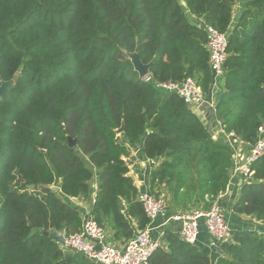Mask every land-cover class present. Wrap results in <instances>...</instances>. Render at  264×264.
I'll list each match as a JSON object with an SVG mask.
<instances>
[{
    "label": "trees",
    "instance_id": "obj_1",
    "mask_svg": "<svg viewBox=\"0 0 264 264\" xmlns=\"http://www.w3.org/2000/svg\"><path fill=\"white\" fill-rule=\"evenodd\" d=\"M244 1L236 17L237 0H0V86L16 77L0 98V264H95L50 232L77 233L83 222L51 187L60 180L61 194L88 197L98 175L91 215L116 240L135 235L131 219L145 228L131 144L164 159L151 183H165L175 206L208 208L226 192L232 145L214 141L177 93L141 78L129 54L138 47L154 81L195 77L208 95L206 27L228 33L214 111L226 133L254 143L264 125V0ZM253 169L233 209L264 224V156ZM164 236L168 248L150 264H211L209 248ZM221 249L217 264H264V233L233 229Z\"/></svg>",
    "mask_w": 264,
    "mask_h": 264
},
{
    "label": "built area",
    "instance_id": "obj_2",
    "mask_svg": "<svg viewBox=\"0 0 264 264\" xmlns=\"http://www.w3.org/2000/svg\"><path fill=\"white\" fill-rule=\"evenodd\" d=\"M206 30L208 37L205 47L209 54L212 81L223 86L229 56L228 33L212 26H207ZM143 79L154 82L159 89L177 93L188 105L198 107L206 101V95L195 77H186L182 81L159 82L154 81L149 74ZM210 105L214 108L213 104ZM257 132V138L249 152L232 155V173L241 176L246 182H250L254 176V163L264 156V125L260 126ZM226 134L228 139H239L234 132ZM137 200L142 205L149 223L124 242L115 240L109 228L93 217L83 220L79 232L73 234L63 232L54 236V239L61 250L82 253L95 264H149L156 251L168 248L164 235L154 236L150 225L157 217L168 213L169 197L166 193L142 191L138 193ZM169 220L179 224L180 238L193 245L196 244L201 222L216 243L221 245L232 239V228L219 198L212 200L208 208L198 206L188 211H176Z\"/></svg>",
    "mask_w": 264,
    "mask_h": 264
},
{
    "label": "crops",
    "instance_id": "obj_3",
    "mask_svg": "<svg viewBox=\"0 0 264 264\" xmlns=\"http://www.w3.org/2000/svg\"><path fill=\"white\" fill-rule=\"evenodd\" d=\"M244 0H237L234 6V16L238 15V13L243 9ZM223 86L221 84L217 85L213 81L210 86V93L206 95V103L213 104L215 108V104L218 98L219 93ZM202 104L198 106L202 113L206 115L209 113V107L207 104ZM212 134H210L211 138L216 142H225L230 143L233 147L234 153L237 154H246L250 151L253 143L244 142L240 139H228L227 134L223 129L221 122L219 121L216 126H212L211 128ZM163 158L149 159L145 156L143 146L142 145H134L131 144V154L126 158L128 162V175L133 179L135 186L138 189V193L142 191L146 192H154V193H166L169 197V208L168 213L166 215H160L157 217L152 224L150 225L152 230V234L154 236H159L160 234L164 235L166 230H171L176 234H179V224L173 220H169L170 216L176 211H188L197 206L191 207L189 209H185L184 207H177L170 199L169 189L165 183H158L153 185L151 183V174L152 172L160 165L163 161ZM254 180V177L252 178ZM251 180V181H252ZM60 181L57 184L52 185L51 187L56 188L58 194H60L65 200L70 202L74 207H76L82 219H87L92 217L91 208L97 192L99 190V180L98 175L96 174L93 179L90 181V186L92 188V193L88 197L78 196V197H70L64 194H61L60 189ZM246 183L245 179H243L239 175H234L230 169V183L226 192L222 193L218 198L222 208L226 213L227 220L233 229H256L260 232L264 230L263 222L259 221L255 215L241 214L234 211V205L239 198L241 188L243 184ZM201 206V205H198ZM131 224L135 229V234L141 228L138 226V222L135 219H131ZM111 236L114 237V232L110 230ZM54 236L61 235L63 233L62 230L53 229L50 231ZM264 232V231H263ZM165 237V236H164ZM116 240V239H115ZM126 239L117 240L118 242H124ZM196 246L199 248H209L211 250V264H217V259L219 256H228L222 249L221 245L216 243L210 234L208 233L206 227L203 222L200 223L199 227V235L196 241ZM150 264V263H149Z\"/></svg>",
    "mask_w": 264,
    "mask_h": 264
},
{
    "label": "water",
    "instance_id": "obj_4",
    "mask_svg": "<svg viewBox=\"0 0 264 264\" xmlns=\"http://www.w3.org/2000/svg\"><path fill=\"white\" fill-rule=\"evenodd\" d=\"M204 26L205 25H203V27ZM138 51L139 49L137 47L134 53L129 54V57L133 63L134 69L139 73V76L141 78H144L147 75H149L151 63H148V64L143 63L139 56ZM15 80H16V77L8 81H2L1 86H0V98L4 94L5 91L13 87ZM205 104H207L209 107V113H207L206 115H204L202 111L200 110V108L195 105H190V108L192 109L194 113L198 115V117L201 119L203 124L207 127L208 132L212 134V131H211L212 126H216V124H218L219 121L216 118L214 108H212L209 103L205 102ZM122 131H123V126L117 130L118 133H121ZM69 139H70L71 146L74 145L75 139H72V138H69ZM34 188H35L34 184L29 185V189H34ZM45 189H48V188H45ZM46 234H48L47 231H46Z\"/></svg>",
    "mask_w": 264,
    "mask_h": 264
},
{
    "label": "rangeland",
    "instance_id": "obj_5",
    "mask_svg": "<svg viewBox=\"0 0 264 264\" xmlns=\"http://www.w3.org/2000/svg\"><path fill=\"white\" fill-rule=\"evenodd\" d=\"M53 189L56 190V188H54V187H53ZM263 231H264V230H263ZM263 231H262L261 233H264Z\"/></svg>",
    "mask_w": 264,
    "mask_h": 264
}]
</instances>
